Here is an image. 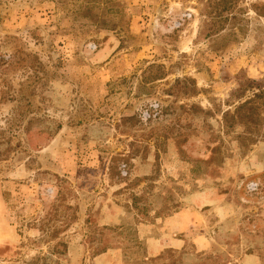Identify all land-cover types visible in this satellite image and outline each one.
Instances as JSON below:
<instances>
[{
	"label": "rangeland",
	"instance_id": "obj_1",
	"mask_svg": "<svg viewBox=\"0 0 264 264\" xmlns=\"http://www.w3.org/2000/svg\"><path fill=\"white\" fill-rule=\"evenodd\" d=\"M0 264H264V0H0Z\"/></svg>",
	"mask_w": 264,
	"mask_h": 264
},
{
	"label": "crops",
	"instance_id": "obj_2",
	"mask_svg": "<svg viewBox=\"0 0 264 264\" xmlns=\"http://www.w3.org/2000/svg\"><path fill=\"white\" fill-rule=\"evenodd\" d=\"M187 214V211H181L171 217H168L165 220V229L167 230V233L169 235L167 242H164L162 238H145V248L149 256H156L160 254L165 248H173L175 250H178L183 246L184 242L176 235L189 233L191 226H195L194 223H190L187 220ZM201 240L202 238H198L195 240V242L197 241L196 244L198 243V245H200V250H205L207 247Z\"/></svg>",
	"mask_w": 264,
	"mask_h": 264
}]
</instances>
